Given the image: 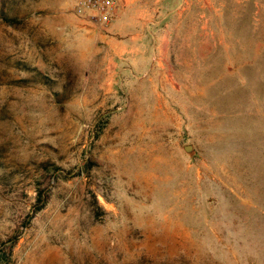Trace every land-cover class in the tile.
<instances>
[{
  "label": "rangeland",
  "instance_id": "374dc122",
  "mask_svg": "<svg viewBox=\"0 0 264 264\" xmlns=\"http://www.w3.org/2000/svg\"><path fill=\"white\" fill-rule=\"evenodd\" d=\"M174 1L0 0V264H264V0Z\"/></svg>",
  "mask_w": 264,
  "mask_h": 264
},
{
  "label": "crops",
  "instance_id": "0c3cea01",
  "mask_svg": "<svg viewBox=\"0 0 264 264\" xmlns=\"http://www.w3.org/2000/svg\"><path fill=\"white\" fill-rule=\"evenodd\" d=\"M176 2L174 0H155V7L151 8L147 7L146 3H141L140 0H119L117 17L110 24H108L109 29L118 30L121 28L127 34L129 39L128 43L134 42V38L136 36L132 35V31L135 29H144L146 25H148L149 21L144 19L146 16H155L156 21H154L155 26L158 28V34L156 35V50L160 56L165 53V49L162 44L164 41V35L167 32V29L171 27V19L170 14L172 13L173 8ZM187 0H182L178 7H181V11L187 9ZM168 7L171 9L169 10ZM154 12V13H153ZM153 13V15H152Z\"/></svg>",
  "mask_w": 264,
  "mask_h": 264
},
{
  "label": "built area",
  "instance_id": "2783aa9c",
  "mask_svg": "<svg viewBox=\"0 0 264 264\" xmlns=\"http://www.w3.org/2000/svg\"><path fill=\"white\" fill-rule=\"evenodd\" d=\"M71 13L99 28H105L117 17L119 0H70Z\"/></svg>",
  "mask_w": 264,
  "mask_h": 264
},
{
  "label": "water",
  "instance_id": "95a60500",
  "mask_svg": "<svg viewBox=\"0 0 264 264\" xmlns=\"http://www.w3.org/2000/svg\"><path fill=\"white\" fill-rule=\"evenodd\" d=\"M182 149L189 155L193 152L191 146H184Z\"/></svg>",
  "mask_w": 264,
  "mask_h": 264
}]
</instances>
